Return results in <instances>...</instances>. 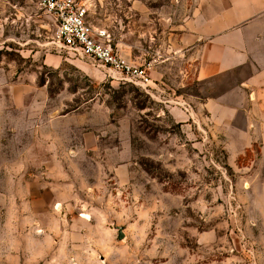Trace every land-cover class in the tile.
I'll list each match as a JSON object with an SVG mask.
<instances>
[{"label":"rangeland","instance_id":"obj_1","mask_svg":"<svg viewBox=\"0 0 264 264\" xmlns=\"http://www.w3.org/2000/svg\"><path fill=\"white\" fill-rule=\"evenodd\" d=\"M77 1L149 82L0 0V264H264L263 165L230 158L175 48L197 0Z\"/></svg>","mask_w":264,"mask_h":264},{"label":"crops","instance_id":"obj_2","mask_svg":"<svg viewBox=\"0 0 264 264\" xmlns=\"http://www.w3.org/2000/svg\"><path fill=\"white\" fill-rule=\"evenodd\" d=\"M180 29L175 48L210 86L212 130L234 161L252 153L264 168V0H197Z\"/></svg>","mask_w":264,"mask_h":264},{"label":"built area","instance_id":"obj_3","mask_svg":"<svg viewBox=\"0 0 264 264\" xmlns=\"http://www.w3.org/2000/svg\"><path fill=\"white\" fill-rule=\"evenodd\" d=\"M42 6L55 23V39L72 55L86 58L129 80L149 82V67L128 61L112 44L108 29H94L87 3L77 0H31Z\"/></svg>","mask_w":264,"mask_h":264},{"label":"water","instance_id":"obj_4","mask_svg":"<svg viewBox=\"0 0 264 264\" xmlns=\"http://www.w3.org/2000/svg\"><path fill=\"white\" fill-rule=\"evenodd\" d=\"M118 231H119V239H123L124 238V233H123V228L122 227H118Z\"/></svg>","mask_w":264,"mask_h":264}]
</instances>
